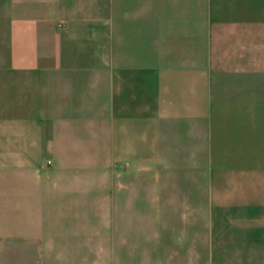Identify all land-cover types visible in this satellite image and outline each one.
<instances>
[{
  "label": "crops",
  "instance_id": "1",
  "mask_svg": "<svg viewBox=\"0 0 264 264\" xmlns=\"http://www.w3.org/2000/svg\"><path fill=\"white\" fill-rule=\"evenodd\" d=\"M150 164L196 260L264 264V0H0V264L64 262L102 191L127 246Z\"/></svg>",
  "mask_w": 264,
  "mask_h": 264
},
{
  "label": "rangeland",
  "instance_id": "2",
  "mask_svg": "<svg viewBox=\"0 0 264 264\" xmlns=\"http://www.w3.org/2000/svg\"><path fill=\"white\" fill-rule=\"evenodd\" d=\"M86 153L93 159L101 161V166L93 169L99 170L103 178L107 177L109 167L106 162L109 159V151L102 149ZM152 158L153 160L156 158V152L150 155V160ZM122 169H125L124 166H118V170L122 171ZM161 169L151 164L148 168L140 166L132 168L134 182L129 183L127 190L130 193L129 196L132 192L127 215L129 232H132L131 243L128 237L127 246H112L111 227L114 226L115 217L117 226L119 220H123L120 212L124 211L125 200L124 198L117 200V215L115 216L113 214L114 200L110 198L107 191H102L101 198L94 200L92 208H85L86 213L89 210L93 212L91 216L88 214L85 216L87 219L91 218L94 228L91 232H85L91 235L90 239L86 238L82 246L61 248V258L65 261L49 264H205L200 259L199 261L195 259V255L197 258L199 255L200 258L203 257L198 247L190 246L192 240L188 239L189 222H202L204 217L189 212L193 209L189 207L196 205L193 203L195 200L180 198L173 192L157 193L156 176L160 174ZM141 170H145L150 178L148 190L145 192L141 191L140 182L137 181ZM120 235L116 238L119 239ZM123 240L124 238L122 242ZM190 254L191 259L188 257Z\"/></svg>",
  "mask_w": 264,
  "mask_h": 264
}]
</instances>
